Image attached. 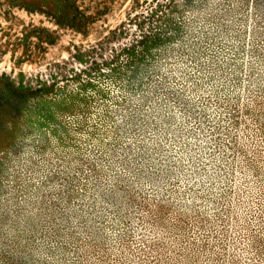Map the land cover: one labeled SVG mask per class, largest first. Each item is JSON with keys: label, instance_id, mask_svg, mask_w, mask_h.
<instances>
[{"label": "rangeland", "instance_id": "374dc122", "mask_svg": "<svg viewBox=\"0 0 264 264\" xmlns=\"http://www.w3.org/2000/svg\"><path fill=\"white\" fill-rule=\"evenodd\" d=\"M166 1L0 0V264H264L263 0Z\"/></svg>", "mask_w": 264, "mask_h": 264}, {"label": "trees", "instance_id": "16d2710c", "mask_svg": "<svg viewBox=\"0 0 264 264\" xmlns=\"http://www.w3.org/2000/svg\"><path fill=\"white\" fill-rule=\"evenodd\" d=\"M209 0H167L165 2V5H156L157 6V11H153L149 15L148 20L153 19L154 25H152L149 30H146L142 32V34L139 36L135 42L129 45V47L124 48L122 51L125 54L130 55V59L133 60L131 63L134 65H139L141 62L144 65H148L150 62L152 63L154 59L163 57L164 52L166 51V47L168 44L173 41H178L180 38H182L183 34L186 32V25L188 23H193L195 22L194 20L197 19V15L195 13L192 14V11L195 9H198L199 5L203 4V6H206L208 4ZM217 2L220 1L222 5H229L230 9L228 10H233V9H240L242 6L247 4V2L251 4H257L258 1L260 0H238L240 2V6H235L231 4L232 0H216ZM264 3V0H263ZM171 6V7H170ZM256 6V5H255ZM161 11V9L165 11H172L174 14L177 15H166L165 13H162L157 16V12ZM253 12L251 13V16H253V24L258 23L259 19H262L264 21V8H261L257 10L256 8H253ZM192 14L190 17H186L185 14L187 12ZM248 7L245 9V11L240 12L239 17L243 19V22L246 21L247 16H248ZM258 13H260V17L258 18ZM163 14V15H162ZM188 15V14H187ZM153 17H156L155 19ZM159 23H165L163 26H159ZM227 25V24H226ZM261 28L257 27V30L259 31ZM260 32V31H259ZM174 46H172L171 50L173 49ZM252 50L254 49L255 51L257 48L253 47V44H251L250 47ZM170 50V51H171ZM6 243L7 242H3ZM11 244H14L12 242ZM5 245V244H4ZM12 249L17 252V248H14L12 245ZM18 256L14 258L13 256H16L14 254L8 255L10 263L16 262L18 264H35L37 263V260L28 258L27 255L23 254L24 252L20 249V252H17Z\"/></svg>", "mask_w": 264, "mask_h": 264}]
</instances>
